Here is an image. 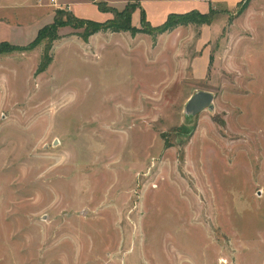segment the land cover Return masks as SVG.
Returning a JSON list of instances; mask_svg holds the SVG:
<instances>
[{"label": "rangeland", "instance_id": "obj_1", "mask_svg": "<svg viewBox=\"0 0 264 264\" xmlns=\"http://www.w3.org/2000/svg\"><path fill=\"white\" fill-rule=\"evenodd\" d=\"M243 1L0 0V264H264V0ZM198 90L214 108L188 117Z\"/></svg>", "mask_w": 264, "mask_h": 264}, {"label": "water", "instance_id": "obj_2", "mask_svg": "<svg viewBox=\"0 0 264 264\" xmlns=\"http://www.w3.org/2000/svg\"><path fill=\"white\" fill-rule=\"evenodd\" d=\"M214 95L210 91L198 90L194 92L187 100L184 106L186 116H195L204 109L213 110Z\"/></svg>", "mask_w": 264, "mask_h": 264}, {"label": "trees", "instance_id": "obj_3", "mask_svg": "<svg viewBox=\"0 0 264 264\" xmlns=\"http://www.w3.org/2000/svg\"><path fill=\"white\" fill-rule=\"evenodd\" d=\"M248 1L249 0H244L243 1V5L241 6V9L238 11V13H240L241 11H243L246 8ZM210 12H212V11H210ZM210 12H209V14L207 13L208 15H201V16L204 17L205 19L207 18V21H209ZM192 13H194V11ZM56 14H57V11H56ZM187 15H189V13H186L185 15H183L181 17H186ZM174 16H177L176 13L169 14L168 15V18L164 22V25L161 28H158V29L162 30V29H165L166 27H168L167 25H169V22H171V19ZM142 19H144V17ZM125 20H126V18H125ZM114 21L115 20H109V19L106 20V21H104V22H98V21H94V20H85L84 22L85 23L86 22L89 23L90 24V27L86 28V30H85L86 32H85L84 35L85 36H88V35L96 32L97 30H99V28L111 26V25H113V22ZM41 31L42 30H40L38 33L40 34ZM36 40H37V37L34 39V41L32 43H34ZM1 51H3V49ZM4 51H5V49H4Z\"/></svg>", "mask_w": 264, "mask_h": 264}, {"label": "crops", "instance_id": "obj_4", "mask_svg": "<svg viewBox=\"0 0 264 264\" xmlns=\"http://www.w3.org/2000/svg\"><path fill=\"white\" fill-rule=\"evenodd\" d=\"M251 1H253V0H251ZM248 7H249V5H248L247 8L245 9V11L248 9Z\"/></svg>", "mask_w": 264, "mask_h": 264}]
</instances>
